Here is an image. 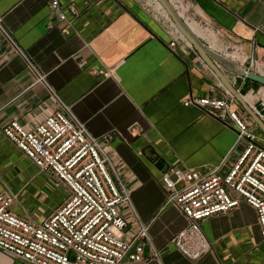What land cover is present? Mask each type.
Returning <instances> with one entry per match:
<instances>
[{
  "label": "crops",
  "instance_id": "0c3cea01",
  "mask_svg": "<svg viewBox=\"0 0 264 264\" xmlns=\"http://www.w3.org/2000/svg\"><path fill=\"white\" fill-rule=\"evenodd\" d=\"M59 1L79 12L72 23L56 19L49 0H0L2 27L26 57L0 29V194L17 195L12 210L36 221L51 215L53 185L4 137L3 128L18 121L33 130L63 105L92 136L112 137L105 150L131 193V205L122 208L128 236L138 221L149 226L145 260L124 264H264L257 212L244 200L202 223L205 240H191L190 255L177 248L172 240L187 220L166 203L160 182L166 166L159 170L148 160L155 152L168 167L221 166L227 174L242 153L236 128L184 106L191 96L231 94L226 84L194 50L171 48L173 30L166 19L148 14L141 0ZM178 1L186 24L211 37L200 38L211 51L244 69L251 57L264 63V0H170L174 8ZM216 66L244 100L262 87ZM235 101L233 109L255 124ZM253 104L264 109L258 97ZM258 133L264 136L259 127ZM0 264L25 263L0 252Z\"/></svg>",
  "mask_w": 264,
  "mask_h": 264
},
{
  "label": "built area",
  "instance_id": "2783aa9c",
  "mask_svg": "<svg viewBox=\"0 0 264 264\" xmlns=\"http://www.w3.org/2000/svg\"><path fill=\"white\" fill-rule=\"evenodd\" d=\"M180 2L174 8L177 13ZM49 6L61 22L72 23L79 16L75 7L65 10L59 0H49ZM161 16L173 30L170 47L179 51L194 50L172 20ZM0 29L25 57L3 29L1 20ZM246 62L248 72L264 77L261 74L264 63L259 64L253 57ZM43 81L44 77L38 73V82ZM256 95L264 108V86ZM235 102L230 93L221 98L191 96L184 102V106L228 120L236 128V146L242 147V153L227 174L221 173V166L209 171L170 166L160 176L166 203L176 206L187 220L186 228L172 240L186 255L191 254L188 248L191 240L204 242L202 223L236 209L241 200L256 210L264 238V136L246 115L233 109ZM62 107L33 130H26L18 121L3 128L4 137L14 143L41 174L65 188L66 198L51 215L36 221L12 210L16 194H0V252L25 264L143 262L145 245L151 244L149 226L138 221L136 231L128 236L129 223L122 208L131 205V193L105 150L111 135L92 136L75 120L69 108ZM253 110L264 122V109ZM192 255L199 257L198 253Z\"/></svg>",
  "mask_w": 264,
  "mask_h": 264
},
{
  "label": "water",
  "instance_id": "95a60500",
  "mask_svg": "<svg viewBox=\"0 0 264 264\" xmlns=\"http://www.w3.org/2000/svg\"><path fill=\"white\" fill-rule=\"evenodd\" d=\"M166 11L169 18L174 23L177 31L188 41V43L194 48V50L199 54V56L204 60L206 64H208L214 74H216L217 78L223 81L234 98L244 107V109L248 112L251 118L254 120L255 124L259 129L264 133V122L260 119V117L256 114L253 108L243 99V97L239 94L237 90L232 88L226 81L225 77L221 73V71L216 66L222 65L232 74L240 77L246 78L253 82H256L262 86H264V77L258 74L248 72L243 67L239 66L234 61L223 57L213 51H211L206 45L202 42V40L196 36V34L187 26L186 22L178 15L177 11L174 9L173 5L170 3V0H156ZM210 84V82H208ZM146 151L143 150V153ZM152 157H148V160L159 170H163L166 166V170L169 167L166 165L165 161L159 157L155 152Z\"/></svg>",
  "mask_w": 264,
  "mask_h": 264
},
{
  "label": "rangeland",
  "instance_id": "374dc122",
  "mask_svg": "<svg viewBox=\"0 0 264 264\" xmlns=\"http://www.w3.org/2000/svg\"><path fill=\"white\" fill-rule=\"evenodd\" d=\"M142 1V3L146 6L145 8H146V11L148 12V14H150V15H153L154 17H156L158 20H160V21H162L163 22V20L165 19H163V17L161 16V15H164V13H162V11H160L159 9H158V7L156 6V5H153L151 2H149L148 0H141ZM140 1V2H141ZM148 3V4H147ZM161 15H160V14ZM165 16V15H164ZM162 17V18H161ZM168 18V17H167ZM163 19V20H162ZM164 22H166V20H164ZM191 23H193V22H191ZM168 24V23H167ZM200 27H202L199 23H197ZM168 26H170L169 24H168ZM259 90H261V88L260 87H258L256 90H255V95L259 92ZM263 91V90H262ZM255 95H253V94H250V95H248L247 96V99H250L251 97L252 98H256V96ZM247 102V101H246ZM52 185H53V199L49 202V204L50 203H52V201H53V203H54V207H53V211L57 208V206H59V203H60V201H63L65 198H66V190H65V188H63L62 186H60L56 181H54V180H52ZM57 196H59V198L57 197ZM46 208H49L48 207V204H47V206L45 207V209ZM52 211V212H53Z\"/></svg>",
  "mask_w": 264,
  "mask_h": 264
},
{
  "label": "bare ground",
  "instance_id": "6f19581e",
  "mask_svg": "<svg viewBox=\"0 0 264 264\" xmlns=\"http://www.w3.org/2000/svg\"><path fill=\"white\" fill-rule=\"evenodd\" d=\"M155 2L157 3V7H158V9L160 10V11H162V13H164V15H165V17L167 16L168 17V19H170L169 18V16L167 15V13H166V11L163 9V7L155 0ZM171 3V2H170ZM172 4V3H171ZM179 15V14H178ZM180 16V15H179ZM198 25V24H197ZM188 26V25H187ZM189 27V26H188ZM195 34H196V36L198 35V37L199 38H201V37H204L205 38V40L206 39H208V40H210L211 41V37H209V36H206L205 34H203L201 31H199L198 30V27H197V29L196 28H194V27H192V26H190L189 27ZM200 28V27H199ZM201 30H202V28H201ZM213 45H215L214 43H213ZM238 57H240V56H238ZM241 61V60H240ZM261 74L263 75L264 73L263 72H261ZM263 92V91H262ZM254 99L255 98H250V99H247V97H246V101L247 102H249L250 103V105L252 106V105H254L253 103H254ZM253 107V106H252Z\"/></svg>",
  "mask_w": 264,
  "mask_h": 264
}]
</instances>
